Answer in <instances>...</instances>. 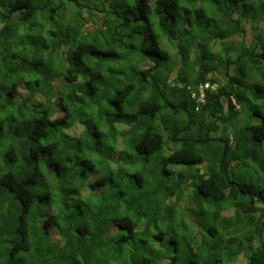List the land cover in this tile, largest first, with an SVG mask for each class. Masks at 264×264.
<instances>
[{
	"label": "trees",
	"instance_id": "obj_1",
	"mask_svg": "<svg viewBox=\"0 0 264 264\" xmlns=\"http://www.w3.org/2000/svg\"><path fill=\"white\" fill-rule=\"evenodd\" d=\"M39 1L0 0V264H264V0Z\"/></svg>",
	"mask_w": 264,
	"mask_h": 264
},
{
	"label": "rangeland",
	"instance_id": "obj_2",
	"mask_svg": "<svg viewBox=\"0 0 264 264\" xmlns=\"http://www.w3.org/2000/svg\"><path fill=\"white\" fill-rule=\"evenodd\" d=\"M46 1H48V4L50 3L49 2V0H41V1H39V3H40V5L42 4V5H44L45 3H46ZM97 4L99 3L98 2V0H94ZM113 6H112V10H116L115 12H116V14L119 16V19L120 20H118V22H117V24L116 25H119L120 24V22L123 20V19H125V18H129V13L127 12V10H125V9H123L122 7H121V5H124V4H128V5H131V4H133L134 3V0H124V2L122 1V0H108ZM37 2V1H36ZM53 3V2H52ZM59 4H62V9L61 10H58L57 11V9L55 8V6H54V9H53V11H57V16L55 17V19H56V22L58 23V25H57V27L59 28V29H61V28H63V27H65L67 24H70V22H69V17H70V13H69V11L70 12H72V9H74V7H73V5L72 4H70V3H68V2H66V0H63V1H59ZM44 6H46V5H44ZM43 6V7H44ZM88 6L89 5H86V7L84 8V10L85 9H87L88 8ZM84 10H82V11H84ZM93 10H97V11H92L93 13H95L96 15H100V16H102V15H105V12H102V9L100 8V6H98V8L96 7V8H94ZM106 12L107 11H111V8H106V10H105ZM73 12H75V11H73ZM53 14V13H52ZM98 21H101V20H98ZM103 23H105L104 24V26H106V22H103ZM141 26H142V23H139ZM89 26H91V24H89ZM95 26V25H94ZM93 26V27H94ZM100 27V28H98V29H95V30H93V31H91L90 32V36H96V37H101L102 35H103V32H104V30L107 28V27ZM138 26V25H137ZM92 28V27H91ZM256 28H257V26H256ZM99 29H101V30H103V31H100ZM119 31L121 32V31H123L122 30V27H120L119 28ZM18 33L19 34H23V31H22V29H19L18 30ZM161 37H162V39H163V45L166 47V48H170V55L173 53V49H172V46L170 45V43L168 42V40H167V36H166V33H165V36H163V35H161ZM2 45H5V43L4 42H0V52H1V50L4 48V46H2ZM11 46H15V47H18L21 51L22 50H24L21 46H19V45H17L16 44V41L15 42H13V43H11L10 44ZM119 48V47H118ZM11 49H12V47H11ZM52 50V49H51ZM216 51V49L214 50V52ZM193 53V52H192ZM48 57V56H47ZM26 93V89L24 88V87H19L18 88V95H20V96H22V95H24ZM233 162H238V165H237V167H239V168H241V164L239 163V160L238 159H236V161H233ZM233 176H234V178H236L237 180H240V179H242V178H244V177H246V178H256V177H258V178H260L261 179V181H262V178H261V175H260V173H258L257 171H256V169H255V166L254 165H251V166H249L248 168H247V170L246 171H244V170H240V169H238V168H235L234 169V173H233ZM258 206H262V204H258ZM257 206V207H258ZM224 215H226L227 214V212H225V213H223ZM52 233H54L53 232V230L51 231ZM54 237H56V235H54ZM242 245H244L245 247H246V245H247V243H245V242H243L242 244H241V246Z\"/></svg>",
	"mask_w": 264,
	"mask_h": 264
},
{
	"label": "clouds",
	"instance_id": "obj_3",
	"mask_svg": "<svg viewBox=\"0 0 264 264\" xmlns=\"http://www.w3.org/2000/svg\"><path fill=\"white\" fill-rule=\"evenodd\" d=\"M89 12H91V11H89L88 9H85L83 17H82L83 18V22H84V25H83V33L84 34H87V33L90 34L91 31L102 27L103 24H104L102 19L105 18V15L100 16V15H96L95 14V16H90ZM98 20H101V21H98ZM89 24H91V26H89ZM94 37H96V36H94ZM205 82H208V81H205ZM199 83H204V82H199ZM199 83H197L196 85H198ZM210 84L215 85V83H210ZM196 85H193V86H190V87L195 88ZM208 90H210V89H208ZM223 157H224V153H223Z\"/></svg>",
	"mask_w": 264,
	"mask_h": 264
},
{
	"label": "built area",
	"instance_id": "obj_4",
	"mask_svg": "<svg viewBox=\"0 0 264 264\" xmlns=\"http://www.w3.org/2000/svg\"><path fill=\"white\" fill-rule=\"evenodd\" d=\"M215 85L210 84L209 82L199 83L195 88L188 86L186 90L190 94L191 98H197L198 101L203 102L205 97V92L208 89H213Z\"/></svg>",
	"mask_w": 264,
	"mask_h": 264
}]
</instances>
